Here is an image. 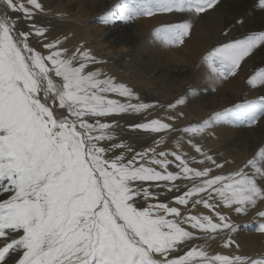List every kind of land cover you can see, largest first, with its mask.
<instances>
[{"label":"snow or ice","instance_id":"snow-or-ice-1","mask_svg":"<svg viewBox=\"0 0 264 264\" xmlns=\"http://www.w3.org/2000/svg\"><path fill=\"white\" fill-rule=\"evenodd\" d=\"M253 7L264 11V0ZM209 12L223 19L224 0H118L98 19L178 17L150 34L176 47ZM49 15L43 0H0V264H264L238 254L230 216L264 204V146L229 172L233 161L204 146L218 126H255L264 94L181 126L197 90L143 99L90 48L50 38ZM221 31L201 58L213 92L264 53V30ZM247 84L264 88V67ZM255 217L264 233V209ZM216 240L237 252L210 253Z\"/></svg>","mask_w":264,"mask_h":264},{"label":"bare ground","instance_id":"bare-ground-1","mask_svg":"<svg viewBox=\"0 0 264 264\" xmlns=\"http://www.w3.org/2000/svg\"><path fill=\"white\" fill-rule=\"evenodd\" d=\"M63 1L65 4L69 3L70 0H48L47 2L49 5H59V3ZM254 3L255 0H224L226 15L223 19H220L217 13L209 12L202 14V18H198L194 21V27L191 31L192 33L184 45L185 52H182L180 57L186 60L189 65L194 66L198 57L213 44L214 39L218 36L219 31L223 29L224 24L227 23L229 25L234 16H242L245 19V24L243 27L234 25L231 30V35H233V33H239L240 35L242 32L246 31L264 30V11L254 8ZM86 6L88 7V5ZM77 7L78 6H74L72 8L68 6V10H65V17L58 19L53 15H49L41 18V22H45L46 19L51 18L50 22H60L65 26L73 25V28L84 36V42L82 43L77 40L74 49L80 44H83L86 48H90L98 58L106 61V63L100 66L103 71L115 77L117 81L127 83L145 100L154 102L159 99L161 102H167L175 95V93H179L183 89L184 86L178 84L177 79H180L178 75H175V73L173 74L169 68L160 70L156 67L158 62L159 64L162 62V58L165 60L163 61L164 63L168 64L174 62L172 56L176 53V50L172 49L168 50V52H162L159 48H157L158 46H156L158 42H153L152 40L146 44V48L148 50L145 52L148 54V58L142 55V53L135 47L141 40H143V37L146 35L145 32L151 27L149 22L143 21L140 25L131 28V34L126 32L125 28H115L116 26L109 28L107 31L102 30L97 39L89 44L87 43V25L79 26V24L76 23L75 17L71 11L78 13L79 15L77 14V17L90 21V19L96 18L98 13H104L108 6H103L99 3L95 5V2H92L91 6H89L90 12L86 14V16H82V13L79 12ZM46 9H49V7ZM154 19L156 21L155 25H159V23H163L165 21L169 22V20H179L178 17L172 16H157ZM244 64L242 72L232 77L230 79L231 85H227L225 87H235L237 90L243 91L248 95H254V88L250 86L243 87L240 77L242 73L245 71L247 72L248 69L255 67L256 65L264 64V53L258 52L254 57L249 58ZM204 68L205 67H201V69ZM193 74L196 77L200 75L197 71H194ZM190 77H192V71H188L187 74L181 77V79H185V82H187ZM255 91L259 96L264 94V88H258ZM226 101L227 102L225 103L222 102V106L230 104L228 98ZM215 104L216 100L214 98L211 99L209 103L199 101L200 107L197 111L204 115L208 114L213 111ZM189 115L190 114L186 115V119H188ZM179 122L183 124L182 121ZM237 138L238 135L236 139ZM247 139L253 141L255 147L258 145L255 134L245 136L241 143L244 144ZM256 239L252 244L254 247H256Z\"/></svg>","mask_w":264,"mask_h":264},{"label":"rangeland","instance_id":"rangeland-1","mask_svg":"<svg viewBox=\"0 0 264 264\" xmlns=\"http://www.w3.org/2000/svg\"><path fill=\"white\" fill-rule=\"evenodd\" d=\"M47 1L48 0H43V3L45 4V6H47L46 8L49 7L50 15H53L54 17H57L58 14H61V13H63L64 14L63 17H65V13H66L65 10H68L67 8L68 6L72 8L74 6H78L77 9H79V12L82 13V16H86V14L90 12L89 6H91L92 2H95V5L99 3V4H102L103 6H108L107 9H109L112 5L118 2V0H70L69 3H65V4L63 1V2H60L59 5H56V4L49 5ZM86 5H88V7ZM71 13L74 15L75 21L77 24H79V26L87 25V29H86L87 43L89 44L94 42L95 39H97V37L100 35L102 30L107 31L109 28L116 26L115 28L117 27L125 28L126 29L125 31L130 33L131 28L137 25H140L141 22L143 21L149 22L151 24V27L149 28V30L145 32L146 35L143 37V40H141L135 46L139 50V52H141L142 55H144L145 57H148V54L145 52L146 50H148L146 48V44H148L152 40L154 42L153 37L150 35L151 32L156 27L160 26V24H162V23H159V25L158 24L155 25L156 23L154 19L155 17H151V18L142 17L126 25L120 22H117L114 26H105L102 23H100L98 19V17L101 15L99 13L96 15V18L90 19V21L77 17L78 13H74L72 11ZM50 20L51 18L46 19L45 22H50ZM177 21L181 22L179 20H176V21L169 20V22H177ZM166 22L168 21H165L163 23H166ZM50 23L52 25V31L50 33V38L55 37V36H69V39L64 44V47L70 50H73L77 40L81 41L82 43L84 42L83 34L78 33L77 30L73 28V25L65 26L64 24H61L60 22L56 23L53 21ZM233 26L234 25H232L231 23L229 24L230 30H232ZM237 36H239V33L237 34L233 33L232 35V37H237ZM188 39L189 37L186 38L185 42ZM221 39H222V31H219L218 36L213 41V44L204 53H202L198 57V59L194 63V66L189 65L186 60L180 57L181 53L185 52V49H184L185 43L181 46L170 47V48L168 46H164L160 44L159 42L156 45L158 46L157 48H159V50L162 52H168V50H172V49L176 50V53H174V55L172 56V59L174 62L167 64L163 62L165 60L162 58L161 60L162 62L160 64L159 62L157 63V65L155 64L156 67L160 70H165L169 68L173 74L175 73V75H178V77L180 78V79H177L178 84L184 86L183 89L179 93H175V95L171 97L169 101H174L177 97L184 94L189 89V87H191L192 89L196 88L195 90L199 92L198 96H189L188 103L186 106H181V111H183L185 114L184 119L180 120L183 122V124L179 122V125L181 126L189 124V123L201 122L202 120L208 118L213 112H221L225 108L231 107L233 104L241 103L247 100H254V99H257V97H259V95H257L255 90H257L260 87L254 88V91H253L254 95H248L244 93L243 91L237 90V88L235 87H225L227 85H231L230 79L232 77H229L227 80L223 81L221 84H218L215 92L211 90V87L207 80V75H206L207 71H205L207 69H206V66H203V64L201 63V58L204 54H206L208 50L211 49L212 46L216 45L217 42L220 41ZM244 65L245 64H242V67H244ZM201 67H205V68L201 69ZM242 67H241V70L238 71L237 74H240V72H242V69H243ZM260 67H264V64L256 65L255 67L248 69L247 72L245 71L242 73L240 79H241V83L243 87L249 86L247 84V79L251 75H253L255 71L259 69ZM188 71H192V77H190L188 81L185 82V79L182 80L181 77L187 74ZM194 71L199 72L200 75L198 74L199 76L196 77L193 74ZM230 90L232 93L230 92ZM213 96H217V97H213ZM213 98L216 100V104L212 112L204 115L197 111L200 107L199 101L204 102V103L205 102L209 103V101ZM227 98L229 99L230 104L222 106V102L224 103L227 102L226 101ZM187 114H190L189 115L190 119L189 117L188 119H186ZM125 119H132V118L125 117ZM215 132H216V137L212 139H208L204 143V146L208 149H211L214 154L222 153L224 159L233 161L232 163H229L228 165H226L224 169L225 172H229L239 166H242L249 158L252 157V155L256 151L259 150V147L264 146V118H261L257 122V124L253 127H232V126L221 125L215 129ZM251 134H255L256 139L258 141V145L256 147H255V144H253V141L249 139H247L244 144L241 143L242 139L245 136H249ZM237 135H238V138L236 139ZM185 150L187 149L185 148ZM261 209H264V204L259 205L257 209L251 210L247 214L230 213L233 223L238 226L237 232L232 234V239H234L236 244L239 245L238 254L248 255V256L264 255V233H259L256 231L259 220L256 219L255 217L256 211L261 210ZM201 213L206 214V212L202 208L200 209L199 212H196V214H201ZM255 239H256V243H255L256 247L252 246L253 242H255ZM208 251L212 254H217V253L231 254V253L237 252V249L235 245L231 246L229 249H225L222 247V242L220 240H216V241H208Z\"/></svg>","mask_w":264,"mask_h":264}]
</instances>
